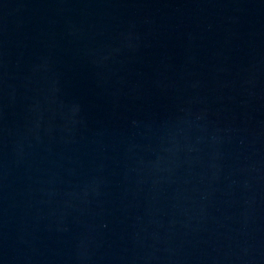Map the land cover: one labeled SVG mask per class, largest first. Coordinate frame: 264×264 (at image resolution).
<instances>
[{"label":"water","instance_id":"1","mask_svg":"<svg viewBox=\"0 0 264 264\" xmlns=\"http://www.w3.org/2000/svg\"><path fill=\"white\" fill-rule=\"evenodd\" d=\"M0 264H264V0H0Z\"/></svg>","mask_w":264,"mask_h":264}]
</instances>
